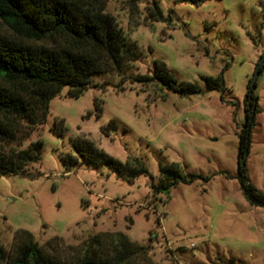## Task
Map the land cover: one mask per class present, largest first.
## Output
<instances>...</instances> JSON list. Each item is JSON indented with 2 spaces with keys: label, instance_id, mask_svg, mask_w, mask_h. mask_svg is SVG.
<instances>
[{
  "label": "rangeland",
  "instance_id": "obj_1",
  "mask_svg": "<svg viewBox=\"0 0 264 264\" xmlns=\"http://www.w3.org/2000/svg\"><path fill=\"white\" fill-rule=\"evenodd\" d=\"M104 1L140 58L122 75H92L80 98L65 88L51 101L46 123L23 146L42 141L43 159L33 168L43 176H0V242L10 250L24 230L45 248L55 237L80 246L110 232L149 246L156 264H264V209L249 204L235 179L246 98L264 63V0ZM155 2L159 19L148 21ZM156 61L199 94L133 82L153 76ZM220 76L226 91H209L204 78ZM253 92L260 113L246 173L264 193V67ZM111 123L107 137L102 128ZM75 140L122 163L138 159L148 174L129 183L106 165L86 164ZM68 156L77 162L65 163ZM161 165L211 181L154 195Z\"/></svg>",
  "mask_w": 264,
  "mask_h": 264
},
{
  "label": "trees",
  "instance_id": "obj_2",
  "mask_svg": "<svg viewBox=\"0 0 264 264\" xmlns=\"http://www.w3.org/2000/svg\"><path fill=\"white\" fill-rule=\"evenodd\" d=\"M181 1L201 6L209 0ZM159 15L155 2L148 21L158 20ZM0 26L6 29L0 31V176L39 178L43 174L33 166L42 162L43 143L23 146L46 123L51 101L65 88H69L68 96L80 98L93 86L92 75H122L140 54L116 20L106 13L104 0H0ZM263 67L264 63L260 72ZM204 81L209 91H226L223 76ZM133 82L156 83L183 95L200 92L196 85L181 84L160 61L155 62L153 76L138 75ZM253 91L249 90L246 98V122L240 135L235 179L249 204L264 209V193L246 173L252 133L260 113L259 98ZM98 111L100 117V106ZM114 126L111 123L102 128V133L109 137L108 131ZM73 148L86 164L106 165L129 183L148 174L138 159L122 163L83 140L73 141ZM63 159L65 163L77 162L70 156ZM198 181L208 183L211 178L184 175L177 165H161L160 178L152 188L154 195H169L179 184ZM148 255L149 246L134 243L122 233L98 234L80 246L67 245L63 238L55 237L45 248L30 232L21 230L15 233L10 250L0 242V264H156Z\"/></svg>",
  "mask_w": 264,
  "mask_h": 264
},
{
  "label": "water",
  "instance_id": "obj_3",
  "mask_svg": "<svg viewBox=\"0 0 264 264\" xmlns=\"http://www.w3.org/2000/svg\"><path fill=\"white\" fill-rule=\"evenodd\" d=\"M260 69H261V66H259V67L257 68V72H256V74H255V76H254V78H253V80H252V82H251V85H250V88H249V90H250L251 92L255 89L256 82H257V79H258L259 74H260Z\"/></svg>",
  "mask_w": 264,
  "mask_h": 264
}]
</instances>
